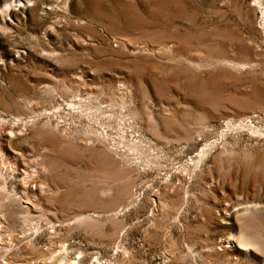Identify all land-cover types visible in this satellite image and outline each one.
<instances>
[{
	"label": "rangeland",
	"instance_id": "rangeland-1",
	"mask_svg": "<svg viewBox=\"0 0 264 264\" xmlns=\"http://www.w3.org/2000/svg\"><path fill=\"white\" fill-rule=\"evenodd\" d=\"M0 225V264H264V0H0Z\"/></svg>",
	"mask_w": 264,
	"mask_h": 264
},
{
	"label": "bare ground",
	"instance_id": "bare-ground-1",
	"mask_svg": "<svg viewBox=\"0 0 264 264\" xmlns=\"http://www.w3.org/2000/svg\"><path fill=\"white\" fill-rule=\"evenodd\" d=\"M200 154V153H199ZM87 219L85 218V217H80L79 218V221H81V222H84V221H86ZM80 222V223H81ZM0 228H1V225H0ZM247 247V246H246ZM54 256V255H53ZM60 260H62L63 261V258L62 259H60ZM69 261V260H68ZM66 263V262H65Z\"/></svg>",
	"mask_w": 264,
	"mask_h": 264
}]
</instances>
